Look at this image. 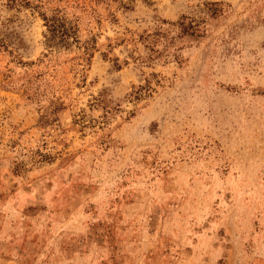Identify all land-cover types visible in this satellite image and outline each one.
Returning a JSON list of instances; mask_svg holds the SVG:
<instances>
[{"label": "rangeland", "instance_id": "rangeland-1", "mask_svg": "<svg viewBox=\"0 0 264 264\" xmlns=\"http://www.w3.org/2000/svg\"><path fill=\"white\" fill-rule=\"evenodd\" d=\"M0 264H264V0H0Z\"/></svg>", "mask_w": 264, "mask_h": 264}, {"label": "trees", "instance_id": "trees-1", "mask_svg": "<svg viewBox=\"0 0 264 264\" xmlns=\"http://www.w3.org/2000/svg\"><path fill=\"white\" fill-rule=\"evenodd\" d=\"M42 18L46 27L44 38L48 44L55 46L60 45L63 48H67L71 43H80L76 20L69 19L61 10H55L50 16L43 14ZM92 44H94V42ZM49 47L51 48L54 46ZM93 49L94 46L89 42L84 45L83 61H90Z\"/></svg>", "mask_w": 264, "mask_h": 264}]
</instances>
